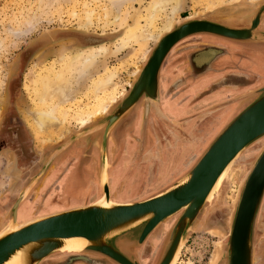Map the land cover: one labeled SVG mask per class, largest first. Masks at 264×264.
I'll return each mask as SVG.
<instances>
[{
    "label": "water",
    "instance_id": "water-1",
    "mask_svg": "<svg viewBox=\"0 0 264 264\" xmlns=\"http://www.w3.org/2000/svg\"><path fill=\"white\" fill-rule=\"evenodd\" d=\"M249 12L234 15L231 9L211 16L176 20L172 29L152 45L132 85L109 111L87 124V128L66 138L48 157L43 168L23 190L12 208L9 222L0 228V264H40L47 256L81 240L78 251L96 253L116 264H140L133 254L146 237L163 222L174 218L166 231L156 264H169L185 244L207 197L218 178L242 151L264 137V82L250 90L248 103L211 139L191 167L172 184L150 197L138 201L109 203L106 182L101 183V169L106 165V140L122 118L127 116L139 98L158 100V72L168 51L181 39L194 34H208L234 42L264 43V0L254 3L238 0ZM233 8V9H232ZM85 38L92 36L85 35ZM85 38H83L85 40ZM96 40V39H94ZM156 103V102H155ZM83 138L100 147L99 183L102 200L47 213L15 226L16 205L27 189L58 153L73 141ZM264 194V141L240 179L228 212L227 233L218 243L220 253L213 264H252L253 232ZM170 219V220H171ZM213 242L212 251L215 250ZM86 260V259H85Z\"/></svg>",
    "mask_w": 264,
    "mask_h": 264
},
{
    "label": "rangeland",
    "instance_id": "rangeland-1",
    "mask_svg": "<svg viewBox=\"0 0 264 264\" xmlns=\"http://www.w3.org/2000/svg\"><path fill=\"white\" fill-rule=\"evenodd\" d=\"M127 1L128 2L123 3L122 6L119 4L118 7L114 0H0V132L5 128L4 124H6V115H8V113L14 118H19L20 124L24 130L27 141L26 144L29 149L28 151L33 154L36 153L35 156L37 157L42 156L45 158L59 147L64 139L88 127L87 124L81 125V127L79 122L75 119L74 113L80 111L87 104L94 102L93 95L90 91L78 97V103H74L75 106L71 107V112L69 117L67 116V121L58 128L43 133H34L23 116L24 109L34 108V96H32L29 78L31 76L35 78L39 72L45 69H59L62 63L58 60L57 52H59L58 50L61 46H64L66 51H70V49L72 50L73 48L85 49L105 44L111 53L107 57L106 62H104L105 64L99 67L100 71L98 74L100 76L107 73L105 65L111 68L112 72L115 73V78L113 87L109 93V99L112 97L113 93L121 95L114 103L123 97L125 92L129 90L128 87H130L126 86V83L130 81L131 84L132 79L137 76L133 77L132 74L134 72L139 74L137 72H140L147 58L145 57V60H140L138 62V67L140 68L135 67L126 57L130 49L117 50L115 43L124 35L127 28L132 27L137 22V15L144 14L151 0ZM184 1V7L176 16V20L195 15L197 16L198 13L202 16L221 18L215 14L219 11L231 9L230 6H234V15H241L251 10V7L246 4L240 6L237 3L238 0L219 2L218 4H213V6H208L205 0ZM244 1L254 3L260 0ZM113 8L119 11L116 10L117 14L119 13L120 16L117 20L115 15L111 13ZM161 19H165V17L163 16ZM161 19L157 22L158 26L162 25ZM263 25L264 22L262 23V27ZM85 35L92 36V38H85ZM83 38H85V40ZM152 44L155 45V43L151 42L148 44L149 50L147 55L152 48ZM132 46L135 47V44H132L130 48H133ZM255 46L256 45L250 47H252L253 50H257L259 47L255 48ZM114 103L110 105L109 109ZM70 106L71 105H67L66 107L69 108ZM10 110H12V112H9ZM97 119L98 117L93 118V120ZM59 136L61 137L59 138ZM263 141L264 137L255 141L236 159L235 163L238 168L233 169L230 178L226 181L220 193H218L220 198L217 196L210 203H207L200 213L198 222L189 232L186 238L187 241L181 249L178 264L210 263L213 253V242L218 243L220 241L218 235L224 236V234L226 235L227 233V226L229 224L228 211L231 209L230 207L237 192L236 188L238 187L239 181L248 169L250 161L258 153ZM80 142L85 143L87 149H90V157L96 156V158L92 160V168L94 172H98L100 166L99 145H95L93 141L87 145L81 137L73 141L68 147L72 144L81 146ZM60 153H58L57 156ZM37 166L36 164V168H38ZM80 169L81 174L83 171L81 166ZM26 170L25 168L23 170V168L19 167L15 153L11 149L0 147V208L2 206L8 208L10 202L17 194L20 196L23 192L25 188L23 185L27 184L35 173L33 171L31 174H28V172H30L29 168V171L26 172L27 175L24 177V172ZM31 180L29 183H31ZM81 180L83 181L84 178ZM97 180L99 181V177ZM235 183L236 185H234ZM165 184L167 183H163L162 186ZM152 187L154 188V186H151V188ZM234 187H236V191L232 192ZM85 190L88 192L85 201L89 199L86 203L92 201L93 196L96 195V198L98 195L100 196V192L98 193V191H95L96 193H94L91 185L88 183L85 184ZM153 191L154 189L151 190V192ZM96 198L94 200H97ZM1 209L0 228L5 226L9 219V216L3 215ZM208 218H219V225L210 227L211 225L206 222L200 223L201 220L206 221ZM173 220L174 218L155 229L157 230L155 243H151V247L154 249L153 254L156 252L159 255L162 241ZM260 249H262V254H264V194L253 232L252 260L255 264H261L262 260L264 264V256L260 254ZM47 258L48 256L44 260ZM44 260L40 264H42ZM144 262L149 263V258L144 260Z\"/></svg>",
    "mask_w": 264,
    "mask_h": 264
},
{
    "label": "flooded vegetation",
    "instance_id": "flooded-vegetation-1",
    "mask_svg": "<svg viewBox=\"0 0 264 264\" xmlns=\"http://www.w3.org/2000/svg\"><path fill=\"white\" fill-rule=\"evenodd\" d=\"M260 29H262V27H260ZM220 39L218 37L194 34L178 41L170 49L171 51H168L166 54L167 56L165 55L164 57L165 60L163 59L160 65V73L158 72V100L156 103L152 101L154 104L150 102L146 107V101L139 98L129 114L122 118L117 124L115 132H111V138H107L106 140V153L107 160L110 164L107 172L109 171L108 174L110 178H112L110 191L113 196L117 194L121 195L122 198L128 197L130 201H138L150 197L159 191L161 192L191 167L211 141L210 139L214 135L216 129L227 120L230 111H227L229 110L228 108L225 110L224 106L227 103L229 105L233 103L231 101L218 103L215 106L207 107L200 111L196 110L189 113L190 115H184L183 117L185 118L181 119L178 123H176V121H164L161 115L160 81L164 69L168 67L171 69L170 72L181 70L183 73L181 78L186 81L194 80L197 76L200 77V75L208 73L210 71L211 55L213 54L210 48H214V43H222L223 41ZM259 55L261 57L263 56V59H259L258 62V66L262 68L261 74H263L264 51L262 50V52H259ZM252 60L255 61L254 59ZM172 61L175 62L170 64ZM145 64L146 62H144L142 67ZM235 82L233 88H236L240 83H250L247 87L252 90L260 86L262 79H259V77H247L241 74L235 76ZM249 91L240 96L239 103L242 104L243 102V104L238 108L237 112L242 110L248 103L247 98ZM193 103L194 102H191V104ZM231 106L232 109H234L236 105L231 104ZM9 112H12V110ZM6 117V124H4L5 128L0 132V147L11 149L15 153L19 167L23 168V170L24 168L27 169L24 172V177L27 175L26 172L29 171L30 168L28 174L34 171L33 178L43 168L49 156L43 158L42 156H35L36 153H30L19 118H14L9 113ZM151 122L154 126L159 125L162 129L170 130L168 135H166V132L164 134L167 137H163L162 141L164 147H160L161 149L158 148V141L153 137L154 140H152V142L156 150L153 149L152 152L146 149L147 141L149 139L151 140V137H147ZM185 126L191 128L192 131L186 129ZM80 144L81 146L72 144L58 156H54L39 178L27 189L24 196L20 199V203L18 202V213H20V209L26 206V204H29V206L32 205L34 209H37V214L42 215L84 204L87 201H85V198L88 195V192L85 190L86 183L91 185L94 193L97 191L98 193L101 192V186L97 180L98 172H94L92 168V160H94L96 156L90 157V149H87L85 143L80 142ZM167 145L170 147H167ZM114 148L116 154L115 157L112 158L111 155ZM173 150L177 152L178 155H175ZM73 151H75L74 159L71 158V155H73L71 152ZM126 155L128 158L124 157L126 158L124 159L123 156ZM181 155L184 156L180 157ZM176 156L179 157L177 160L175 159ZM80 161L81 164H79V166H81L83 171L81 174L77 173V175H74L72 173L74 165L77 166L78 164L76 163ZM121 163H123L122 166H120L123 171H121V177H118V179L115 178V176L119 174L118 167ZM36 164L38 168H36ZM82 178H84L83 181L81 180ZM29 182L23 185V187L25 186L24 189L29 186ZM163 183L167 184L162 186ZM151 186H154V188H151ZM152 189H154L153 192H151ZM18 197L19 195L17 194L10 202L8 208H4V206L1 207L2 209L0 208L3 215L5 214V216H9V218L11 217L12 208ZM74 197H78L80 204L72 203V198ZM199 217L200 214L198 215V219ZM219 220V218H208L206 221L201 220L200 223L206 222L211 225L210 227H216L219 225ZM156 231L157 230H154L147 236L142 245L134 248L133 254L140 264H156L158 253L155 252L153 254L154 249L151 247V243H155L152 237L156 236ZM148 258L149 263H145L144 260ZM42 264L116 263L112 261L108 262L101 255L96 253L84 254L75 250H69L52 253Z\"/></svg>",
    "mask_w": 264,
    "mask_h": 264
},
{
    "label": "bare ground",
    "instance_id": "bare-ground-1",
    "mask_svg": "<svg viewBox=\"0 0 264 264\" xmlns=\"http://www.w3.org/2000/svg\"><path fill=\"white\" fill-rule=\"evenodd\" d=\"M114 1L118 5V7L119 4H121L120 6H122L123 3L128 2L127 0H118V1L114 0ZM205 1L206 3H208V6L209 5L213 6V4L216 3L218 4L219 2H225V1L231 2L236 0H216V1L205 0ZM250 1H254V0H250ZM184 4H185L184 0H151L147 5L144 14H138L137 22L132 27L127 28L124 35L115 43L117 50L121 51L126 48H129L130 50L128 51L129 53H127L126 57L128 60L131 61L130 63L133 64V66L138 67L139 66L138 62L140 60H145V57L147 58L148 56L147 53L149 50V45H148L149 42L156 44L159 41V39L163 36V34L169 32L172 29L174 22L176 21V16L183 9ZM116 10H117L116 8L115 9L113 8V11H111V13L115 15V18L117 20L119 19L120 16L119 13L117 14ZM163 16L165 17V19H161ZM160 19L162 21V25L158 26L157 22L160 21ZM132 44H135V47L132 46L133 48H130ZM58 51H59L57 52L58 60L59 62L62 63V66L59 69L52 68V69H45L44 71L41 69L42 71L39 72V74L35 78H32L31 75H30L31 77L29 78L31 83L30 88L33 94L32 96H34L33 99L34 108L24 109L23 116L27 121L30 129L37 134L58 128L63 123H65L67 121V116L69 117V114L71 112V107L75 106V104L78 103L77 101L78 97L82 94L87 93L88 91L92 93L94 102L91 104H87L80 111L74 113L75 114L74 117L79 122L80 126L86 125L90 121H92L93 118L99 117L105 114L106 112H108L110 105L114 103L121 96L113 93L112 97L109 99V95H110L109 93L113 87L114 78H115V73L112 72L111 68L105 65V70L107 69V73L102 74L100 76L98 74V72L100 71L99 67L105 64L104 62H106L107 57L111 53L109 51V48H107L105 44L94 47H88L85 49L73 48L72 50L70 49V51H66L64 49V46H61V48H59ZM137 73H139V71ZM136 75H138L136 74V72L132 74L133 77ZM131 85L132 82L130 84V81L126 83V86H131ZM152 101L156 102L154 100ZM67 105H71V106L67 108L66 107ZM60 137L61 136H59V138ZM249 146L245 148V150H247ZM242 152L241 154H243ZM236 159L232 160L228 164V166L224 169V171L218 178L217 182L213 186L212 190L210 191L206 200V204L210 203L218 196V193H220L222 187L225 185L226 181L230 178L233 169L238 168L235 163ZM122 164L120 166H122ZM109 166L110 164L108 160H106V165L101 169V180H102L101 183L106 182L109 190L108 202L109 203L129 202L128 197L122 198L121 195L116 194L113 196L111 194L110 183L112 178H110L108 174L109 171L107 172ZM121 171L123 170L120 167L118 170L119 174L117 173L118 175H116L115 178L121 177ZM234 185H236V183ZM235 188L236 187L232 189L233 190L232 192L236 191ZM218 197L220 198V196ZM103 198H104V193L101 190L100 196L98 195L96 199L102 200ZM19 203H17L15 210V226H18L19 224H22L24 222H28L42 215V214H37V209H34L32 205L29 206V204L23 206V208L20 209V213H18L17 209ZM72 203L80 204V200L76 198H72ZM170 219L171 218H169V220ZM164 223L165 222H163L162 224ZM2 230L0 231V233L2 232ZM218 236L220 237V240H222V238L224 237L223 235L222 236L218 235ZM218 243L215 244L216 248L211 255V259H210L211 261L209 264H213L215 260H217L218 258V255L220 253V250L218 248ZM83 244L84 241L81 240L72 241L68 243L69 247L62 248L58 251H69V250L78 251L79 247L82 246ZM183 245H184L183 242L180 243L178 250L176 251L174 257L172 258L169 264H178L179 255ZM260 254L264 256V254H262V249H260ZM252 264H255L253 260H252ZM261 264H263V260Z\"/></svg>",
    "mask_w": 264,
    "mask_h": 264
},
{
    "label": "crops",
    "instance_id": "crops-1",
    "mask_svg": "<svg viewBox=\"0 0 264 264\" xmlns=\"http://www.w3.org/2000/svg\"><path fill=\"white\" fill-rule=\"evenodd\" d=\"M263 22L264 19L261 21V27ZM262 29L264 30V25ZM199 35L217 37L208 34ZM218 38L220 39V37ZM220 40H222L223 42L219 44L214 43V48H210V51L213 54L211 55L212 59L210 61V71L208 73L200 75V77L197 76L194 80L186 81L181 78L183 74L181 70L170 72V68L167 67L164 69L160 81L162 107L161 115L164 121H176V123H178L181 119L185 118L183 117L184 115H190L189 113H192L196 110L200 111L204 108L215 106L218 103L228 101L233 102L231 104L236 105L234 106V109H232L231 104L229 105L228 103L224 106L225 110H227V108L229 109L227 110L228 112L230 111L229 116L227 117V120L222 125H220L218 129H216V131L214 132L215 135L228 121H230L238 113V108L243 104V102L242 104L239 103L240 96L251 89L247 87L250 83H240V85L236 86V88H233V85L236 83L235 76L243 74L247 77H259V79H262L261 84L264 82V72L263 74H261L262 68L258 66L259 59H263V56L261 57L259 55V52H262V50L264 51V43L234 42L224 38H221ZM253 45H256L255 48H259L257 50H253L252 47H250ZM251 58L255 61H253ZM174 62L175 61H172L170 64H173ZM191 102L194 103L191 104ZM116 127L114 128L113 133L115 132ZM185 128L192 131V129L189 127L185 126ZM169 131L170 130L168 129H162L159 125L154 126V124L151 122V126L147 132V134H150H148L147 137H151V140L149 139L147 141L146 149L150 150L151 152L153 151V149H155L154 143L152 142L154 138L156 139V141H158V148H163V137H167L164 134L166 132V135H168ZM214 135L211 137V139L214 137ZM167 147L170 146L167 145ZM71 153H73V155H71V158L74 159L75 151ZM115 154L116 151L114 148L111 157L114 158ZM174 154L178 155L177 152H175ZM182 156L184 155H181L180 157ZM124 157L128 158L127 155L123 156V158ZM178 158V156L175 157L176 160ZM76 164L78 165H74V169L72 170V173L74 175H77V173H80L81 171L79 166V164H81V161ZM92 198L94 199L95 196H93ZM76 199H78V197ZM155 237L156 236L152 237V239L155 240Z\"/></svg>",
    "mask_w": 264,
    "mask_h": 264
}]
</instances>
